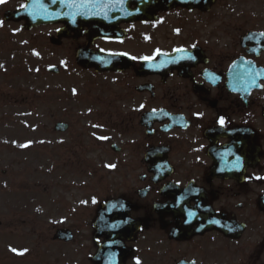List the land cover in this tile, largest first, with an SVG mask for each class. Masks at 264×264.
<instances>
[{
  "label": "flooded vegetation",
  "instance_id": "flooded-vegetation-1",
  "mask_svg": "<svg viewBox=\"0 0 264 264\" xmlns=\"http://www.w3.org/2000/svg\"><path fill=\"white\" fill-rule=\"evenodd\" d=\"M76 12L95 24L40 28L55 49L121 56L113 71L78 68L74 78L99 85V98L81 106L95 120L84 136L99 148L92 136L120 139L111 149L117 186L94 209L110 231L94 235L95 251L107 247V264H264V180L255 179L264 177V0H138Z\"/></svg>",
  "mask_w": 264,
  "mask_h": 264
},
{
  "label": "rangeland",
  "instance_id": "rangeland-1",
  "mask_svg": "<svg viewBox=\"0 0 264 264\" xmlns=\"http://www.w3.org/2000/svg\"><path fill=\"white\" fill-rule=\"evenodd\" d=\"M14 27H0V264H91L93 207L117 186L106 167L115 158L107 139L91 146L84 133L93 120L78 116L71 96L76 88L81 100L98 99L99 85L73 81L75 55L53 50L51 31ZM52 66L58 76L48 75ZM58 122L70 125L66 134L54 132ZM59 230L74 242L56 243Z\"/></svg>",
  "mask_w": 264,
  "mask_h": 264
},
{
  "label": "water",
  "instance_id": "water-1",
  "mask_svg": "<svg viewBox=\"0 0 264 264\" xmlns=\"http://www.w3.org/2000/svg\"><path fill=\"white\" fill-rule=\"evenodd\" d=\"M27 9H23L15 14H8L7 18L11 19H17L22 18L26 19L28 22V27L31 26H39L40 24L49 23L53 20H59L61 14H65L68 9H71V7H67L64 3H60L59 0H57L56 3H53V0H31L27 4ZM78 64L81 66L87 67L89 65V60L87 56H81L78 57L77 60ZM68 129L67 125L64 124H57L56 130L65 132ZM100 231H104V224L101 223L99 227ZM70 233L68 232H59L57 235L58 239H70L69 236ZM104 254V251H102L98 257L97 260L101 259L102 255ZM103 258V257H102Z\"/></svg>",
  "mask_w": 264,
  "mask_h": 264
},
{
  "label": "snow or ice",
  "instance_id": "snow-or-ice-1",
  "mask_svg": "<svg viewBox=\"0 0 264 264\" xmlns=\"http://www.w3.org/2000/svg\"><path fill=\"white\" fill-rule=\"evenodd\" d=\"M7 2V0H0V5H3ZM57 0H53V3H56ZM60 3H64L67 7H77V4H76V0H71V2H69V0H59ZM126 2V0H108V6H111L112 4H118V5H123L124 3ZM97 5H100L101 7L104 6L103 4V0H89L88 2V6L89 7H96ZM80 7H84V3H83V0H81V3L79 5ZM22 8H25L27 9V5H21ZM75 15V13L73 14ZM106 15V13H105ZM4 26V22L3 21H0V27H3ZM261 36H264V33H261L260 34ZM195 47V46H193ZM177 51H186L184 49H177ZM162 53L159 52V50H157V55H161ZM190 59H194V57H189ZM133 59H135V57H133ZM144 61L146 62H150L152 59H154V57H144L143 58ZM0 67H3L2 65H0ZM257 75H259V73H257ZM250 87L251 86H257V85H254L251 84L249 85ZM74 94H75V90H73ZM143 107V106H141ZM155 112V110H153ZM199 115V114H197ZM219 125L221 128L225 127L226 125V121L224 119V117H220L219 118V121H218ZM95 126V125H94ZM99 139H107L106 137H99ZM29 145L27 144H24V145H20V147H28ZM237 160L239 161V157H237ZM106 167L110 168V169H114L116 167V165L112 164V165H106ZM255 179H258V180H264V177H256ZM96 201L93 200V203H95ZM86 203V202H85ZM211 223H217V221H210ZM230 230H235V229H230ZM14 254L16 255H19V256H23L26 254L27 252V249L23 250V251H20V250H17L15 248L13 249H10ZM136 264H140V261L139 259L136 260Z\"/></svg>",
  "mask_w": 264,
  "mask_h": 264
}]
</instances>
